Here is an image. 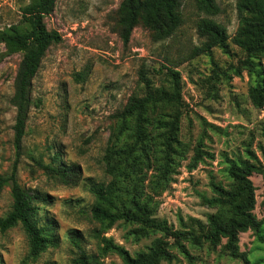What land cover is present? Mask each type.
Here are the masks:
<instances>
[{
    "label": "rangeland",
    "instance_id": "rangeland-1",
    "mask_svg": "<svg viewBox=\"0 0 264 264\" xmlns=\"http://www.w3.org/2000/svg\"><path fill=\"white\" fill-rule=\"evenodd\" d=\"M121 1L57 0L54 11L45 17L47 28L59 31L62 39L48 48L32 80L33 104L19 154L14 145L16 109L12 98L22 53H8L0 43V175L9 177L15 171L24 188L49 195V202L40 204L39 218L42 224L53 226L58 238L56 245L31 259L20 225L0 230V264H81V257L90 264H125L117 253L102 251L104 236L132 255L147 250L160 236L136 239L131 231L137 225L124 221L103 228L92 217L94 197L88 189V178L109 180L102 163L107 148L129 143L128 134L111 137L114 114L130 96L144 93L145 77L155 87L168 88L173 81L169 70L180 73L184 105L179 142L172 172L164 180L158 161L160 138L150 128L147 148L151 162L148 165L138 159L141 169L127 170L118 179L119 190L114 195L118 208H127L131 195L136 194L157 206L156 216L176 229L181 216L205 221L207 214L213 213L220 223H226L233 217L229 208H210L202 203L203 196L212 195L211 181L235 189L237 184L225 168L228 160L246 159V148L263 160L264 106L255 107L249 96L256 75L243 67L246 53L232 41L239 26L237 0H216L215 14L198 9L195 0H185L183 23L171 37L157 39L139 23L128 44L118 31ZM30 2L0 0V29L18 23L22 7ZM202 18L227 27L230 38L225 48L201 51L206 39L199 34L197 24ZM255 60L264 65V58ZM197 152L201 159L195 163ZM56 154L58 161L79 166L75 184L60 183L32 159L42 157L49 163ZM251 178L256 186L254 213L264 222V176L254 173ZM12 202L11 184L7 183L0 191V218ZM185 244L191 260L172 246L174 257L161 264H245L224 253L221 246L212 249L208 244ZM240 248L247 253L248 264H264V242L252 231L241 233Z\"/></svg>",
    "mask_w": 264,
    "mask_h": 264
},
{
    "label": "trees",
    "instance_id": "trees-1",
    "mask_svg": "<svg viewBox=\"0 0 264 264\" xmlns=\"http://www.w3.org/2000/svg\"><path fill=\"white\" fill-rule=\"evenodd\" d=\"M57 0H31L22 7V18L4 29H0V43L8 53L21 52L22 59L14 80L12 103L16 109L14 124V145L17 154L22 149L26 134L29 110L33 104L32 80L37 74L42 59L48 48L61 41L57 30H49L45 17L54 11ZM185 0H122L118 8V31L128 44L135 26L141 23L154 33L157 39L171 37L183 23L182 7ZM198 9L210 14L218 12L216 0H195ZM239 26L232 41L245 53L243 67L256 75V83L249 90L250 99L255 107L264 106V65L255 59L264 58V0H237ZM198 32L206 40L201 51H210L214 46L225 48L230 38L227 27L212 18L199 20ZM173 81L168 88L155 87L145 77L142 95L130 96L124 107L114 114L115 125L111 137L120 138L128 134L129 143L123 147H108L102 157L107 181H94L88 178V189L94 197L91 206L92 217L99 221L103 228H109L118 221L137 225L131 231L134 237L140 238L151 234H160L145 251L132 255L123 245L112 238L103 237V252L117 253L125 264H161L171 260L174 255L170 248L176 246L189 260L192 255L185 244L193 247L208 244L209 248L221 246L224 253L235 259L249 263L247 253L240 248L241 233L252 231L257 239L264 242V222L258 220L254 213L256 206V186L252 180L254 173L264 176L263 160L249 148L245 149L246 159L228 160L225 168L227 176L234 181L235 189L211 181V196H203L202 203L207 207L229 208L233 217L226 223H220L213 213H208L206 220L192 216L179 218L180 228H174L166 219L156 216L157 206L132 194L128 207L118 208L115 192L119 190L118 179L129 171L141 169L138 159L150 164L148 140L152 127L160 138L159 158L161 177L169 179L174 164L176 146L183 115L184 101L180 85V73L169 70ZM240 73V71H238ZM79 77L83 79L82 74ZM157 115L156 117H152ZM264 137V127H263ZM201 143V142H200ZM200 151V148H197ZM37 165L50 176L65 185L75 184L79 180L80 170L77 164L58 161L56 154L52 162L46 163L42 157L32 156ZM201 159L200 153L195 156V163ZM58 162V164H54ZM7 183L11 184L13 202L11 209L0 218V230L6 231L20 225L28 240V257L37 259L48 247L56 245L53 226L40 222V204L49 202V195L37 189L24 188L16 179L15 171L9 176L0 175V191ZM81 264H90L89 259L81 257Z\"/></svg>",
    "mask_w": 264,
    "mask_h": 264
}]
</instances>
